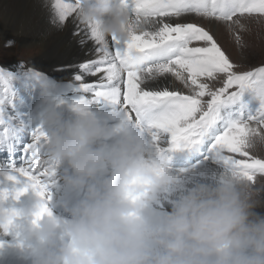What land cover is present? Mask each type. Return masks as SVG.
<instances>
[{"label": "clouds", "instance_id": "1", "mask_svg": "<svg viewBox=\"0 0 264 264\" xmlns=\"http://www.w3.org/2000/svg\"><path fill=\"white\" fill-rule=\"evenodd\" d=\"M73 12L105 40L139 30L125 0H75ZM141 62L133 52L128 66ZM60 86L50 77L37 82L35 120L51 182L78 198L63 202L61 216L51 196L37 195L24 209L5 207L9 194L0 193V231L18 234L31 264H264V181L227 165L186 179L190 170L174 167L175 150L154 138L148 122L110 108L102 116L105 107L69 102ZM254 93L264 98V89ZM246 123L244 149L258 159L264 124ZM41 205L48 211L38 217Z\"/></svg>", "mask_w": 264, "mask_h": 264}, {"label": "snow or ice", "instance_id": "2", "mask_svg": "<svg viewBox=\"0 0 264 264\" xmlns=\"http://www.w3.org/2000/svg\"><path fill=\"white\" fill-rule=\"evenodd\" d=\"M74 3L75 0H55V17L50 22L63 28L74 13ZM125 3L134 13L139 30L124 41L113 37V51L108 41L87 25L97 45L96 58L53 68L56 72H73L74 82L60 84L76 99L110 108L130 120L148 122L154 129V138L170 144L175 151H195L203 161L217 167H237L250 179L258 182L259 175L264 180V159H254L244 149L249 132L246 122L264 124V98L258 99L254 110L239 104L245 91L264 89V66L251 70L239 67L214 38L217 26L226 25L237 32L239 41V33L244 32L241 18L252 14L264 17V0H125ZM197 17L200 19H194ZM73 35L78 36L79 30ZM78 42L84 45L86 40L80 37ZM11 44L9 41L8 46ZM133 52L142 58L138 67L128 66ZM19 67L14 72L0 69V82L4 84L0 95V126H3L0 140L8 142L11 152L21 138L30 134V142L22 145L24 167L19 171L27 177L28 186L45 198L51 181L41 150L45 134L28 109L35 103L32 90L38 89L37 82L49 76L23 64ZM168 76L180 81L190 94L169 90L164 83ZM218 76L223 86L214 89L209 82L216 81ZM86 77L96 79L89 83ZM21 91L25 95H20ZM84 94H91L92 98L86 99ZM231 105L239 106L222 114L221 108ZM9 107L11 113L6 111ZM21 107L26 110L19 111ZM47 211L41 205L37 216Z\"/></svg>", "mask_w": 264, "mask_h": 264}, {"label": "bare ground", "instance_id": "3", "mask_svg": "<svg viewBox=\"0 0 264 264\" xmlns=\"http://www.w3.org/2000/svg\"><path fill=\"white\" fill-rule=\"evenodd\" d=\"M69 2H74V0H69ZM52 3H55V0H0V39L13 38L18 42H22V44H27L29 42H33V44L42 43L40 46L43 49V51L40 49L41 55L31 60L29 59L27 63L14 61L11 64L5 65L6 69L13 72L19 71V66L21 64H23L25 68L34 66V69L35 67L45 69L47 67L50 72L57 76L58 82L66 84L68 82L65 78L72 77L73 72L68 71L61 73L53 71L52 69L69 63L78 64L87 59H95L96 54L94 49L97 45L91 38L87 25L81 24L76 18L75 13L67 18L63 28H58L54 24V26H51V24L46 21V15H49L46 5L51 7ZM53 18L54 17H52V19ZM44 21L47 22V26L42 24ZM80 25L84 27L79 31V34L83 33L81 37L86 40L84 45L78 42L80 35L75 37L73 35ZM4 29H7L6 32H4ZM51 36L55 39L53 43L48 40ZM106 40L110 48H112L111 38H106ZM73 49L82 56L80 60L77 59L74 63L69 62V60L65 58ZM60 60H63L61 61L62 63L59 62ZM57 62L59 64H57ZM95 79L96 77H86V82L91 83ZM164 83L169 87L175 85L176 80L174 77L168 76ZM60 89L62 91V96L71 102V99L74 97L67 92L63 85L60 86ZM32 92L34 97L35 94H38V89H33ZM19 94L25 95L23 91ZM84 95L86 99L92 98L91 94ZM31 98L32 97H29L28 99ZM25 110L26 109L23 107L19 109L21 112ZM6 111L11 113L12 109L10 108V110ZM100 114L102 116H111V113H109L106 108H102ZM2 133L3 126H0V134ZM28 142H30V134L21 138L20 142L17 143L10 152L7 147L8 142L0 140V193L9 194L7 200L4 201L5 207L29 209L34 207L39 199L36 191L28 186L29 182L27 177L23 176L19 171L20 168L24 167L22 158L23 153L21 155L17 154L16 150L20 148L21 144L23 145ZM184 152L185 151H175L173 164L178 171L184 169L190 170L185 177L186 179H197L201 170H205L206 172L209 169V162L203 161L195 151ZM197 159H199L198 163L195 162ZM206 164H208V166H206ZM205 167L207 168L205 169ZM10 177H14V179H10ZM24 189H26V191H23ZM17 191H23L18 201L13 199ZM49 196H51L49 207L55 214L61 216L66 215L62 207L63 202L65 200H75L78 198V194L69 189L66 185L62 183L53 184L51 181L48 184L45 199ZM0 264H31L30 250L27 246H22L20 244L17 233L9 232L5 234L3 231H0Z\"/></svg>", "mask_w": 264, "mask_h": 264}, {"label": "rangeland", "instance_id": "4", "mask_svg": "<svg viewBox=\"0 0 264 264\" xmlns=\"http://www.w3.org/2000/svg\"><path fill=\"white\" fill-rule=\"evenodd\" d=\"M54 4L55 3H52L51 7L46 5V8L49 14V15H46L47 17L46 21L50 23L51 26H54L53 23L50 22L52 20V17H55V8L53 7ZM194 19L199 20L200 18L197 17ZM241 19H242V22L247 24L248 30L239 33V36H240L239 41L237 40V32H234L228 29L226 25L217 26L214 32V38L217 40L218 44L221 46L222 50L230 58V60L234 64L238 65L239 67L246 69V70H251L254 67L264 66V17H261L258 14H252L251 17H242ZM46 21L42 22V24L45 26H47ZM204 26L207 28L206 23L204 24ZM83 28H84L83 25H80L77 28V30L81 31V29ZM6 30L7 29H4V32H6ZM79 35L81 37L83 36V33ZM53 38L54 37L51 36V38H48V40L51 43H53L55 42V39ZM9 41L12 42L11 46H8ZM15 41L16 40L13 38L0 39V69L8 70L6 69L5 65L11 64L14 61H19L21 63H27L29 59L31 60L41 55L40 49L43 51V49L40 47L42 43L33 44V42H29L27 44H22V42H18V41L15 42ZM112 48H113V45H112ZM113 51H114V48H113ZM70 52H71L69 53L70 55L68 54L67 56H65V58H67L69 62L74 63L77 59L80 60V58H82V56L78 52H76L75 49H73ZM61 61L63 60H60L59 62L62 63ZM57 64L59 63L57 62ZM33 67L34 66H31V68ZM45 69H39L35 67L34 70L42 71L45 75L58 81V78L57 76H55V74L50 72V70L47 67ZM71 78L72 77H66L65 80L69 83L73 81ZM209 83H210V87L214 89L217 87L223 86V82L219 78V76L217 77L216 81L209 82ZM1 84L2 82H0V85ZM169 89L180 91L182 94H190L189 89L185 88L183 84H181V82L177 80H176L175 85L169 86ZM60 92H61L60 95L62 96L61 89H60ZM0 95H2V93H0ZM204 99H207V97H205ZM243 99L245 102L244 105L247 106L248 110H254L258 106V100L256 99L254 91L252 90H248V92L244 95ZM233 106L234 105L223 107V109H221L222 114L226 112L225 109L230 110ZM7 110H10V107ZM32 111L34 112V115H35L37 111V100L33 104ZM230 155H233L235 158H239V159H247V157H240L238 154H230ZM252 155H257L258 158L264 159V152H261L259 154H252ZM206 166H208V164H206ZM216 167H217L216 165H212L209 163V169L206 172L205 170H201L199 175L197 176V179H199L202 175H210L216 170ZM206 168L207 167H205V169ZM257 179H258V182L264 181L259 178V175ZM167 206H168L167 203H165L164 207H167Z\"/></svg>", "mask_w": 264, "mask_h": 264}]
</instances>
